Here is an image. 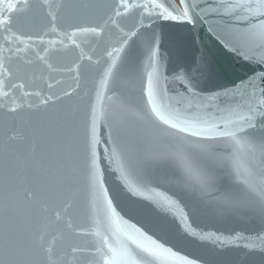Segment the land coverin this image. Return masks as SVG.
I'll return each instance as SVG.
<instances>
[{
    "label": "snow or ice",
    "instance_id": "obj_1",
    "mask_svg": "<svg viewBox=\"0 0 264 264\" xmlns=\"http://www.w3.org/2000/svg\"><path fill=\"white\" fill-rule=\"evenodd\" d=\"M4 4L0 264H264V71L227 86L155 27L262 66L264 0Z\"/></svg>",
    "mask_w": 264,
    "mask_h": 264
},
{
    "label": "water",
    "instance_id": "obj_2",
    "mask_svg": "<svg viewBox=\"0 0 264 264\" xmlns=\"http://www.w3.org/2000/svg\"><path fill=\"white\" fill-rule=\"evenodd\" d=\"M8 0H5L4 7ZM15 2V0H12ZM59 2V0H57ZM173 2H178V0H173ZM161 26L165 28V42L163 51L171 50L173 45L176 43H181L186 45V52L189 56L198 54L202 48L205 55L209 58L210 62L218 68L226 69V76L221 81V83L231 86V82L237 78H243L247 75H251L253 69L256 72L264 71V65L256 66L252 64H247L241 60L231 57L230 54H226L221 46L215 41V38L207 31V25L200 24L196 28H191V26H176L175 22H164L158 21L155 25L156 30L159 31ZM54 35L45 36L44 39H56ZM195 40V43H193ZM2 42V41H0ZM87 52V48H85ZM90 54V53H89ZM35 71L36 75H39L38 68L29 69V78L32 76V72ZM60 77L57 76V79ZM46 90V89H45ZM212 229H219L225 235L229 234L232 230L243 231L248 234L249 231L255 229L256 224L249 223H231V222H220L209 225Z\"/></svg>",
    "mask_w": 264,
    "mask_h": 264
}]
</instances>
